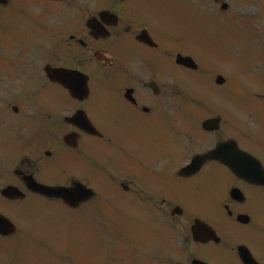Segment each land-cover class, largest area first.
<instances>
[{"label": "flooded vegetation", "instance_id": "af4514ba", "mask_svg": "<svg viewBox=\"0 0 264 264\" xmlns=\"http://www.w3.org/2000/svg\"><path fill=\"white\" fill-rule=\"evenodd\" d=\"M46 4L45 24L8 37L0 52V215L18 218L27 203L66 210L39 187L85 188L92 197L78 210L88 216L112 199L131 215L161 221L169 237L154 264H192L196 249L226 264L225 245L192 242L194 221L212 222L209 208L193 209L199 198L231 218L252 219L264 206V96L258 94L253 119L205 132L204 119H180V76L193 71L176 59L193 56L196 22L171 19L164 0ZM69 86L84 91L74 97ZM79 113L88 119H77ZM226 131L253 158L248 164L258 184L210 158L182 177L191 158L233 139ZM233 189L244 202L232 199ZM181 247L192 249L179 260Z\"/></svg>", "mask_w": 264, "mask_h": 264}, {"label": "rangeland", "instance_id": "374dc122", "mask_svg": "<svg viewBox=\"0 0 264 264\" xmlns=\"http://www.w3.org/2000/svg\"><path fill=\"white\" fill-rule=\"evenodd\" d=\"M226 3H228L230 5V12L229 14H224L221 12L220 6H215V0H212L209 3V7L203 9L204 11L207 12V14L212 15V17H216L212 19V24L213 26L218 25V26H222V27H230L231 25L228 24V20H230L231 18L232 21L233 20H239L241 22H243V25H241L240 23L236 22L234 25H237V32L244 34V39L242 42V45H240V49L237 50L238 54H240L239 56H235L233 52H231L232 48L237 46L239 47V45L236 42L232 41V37L229 36H224V33L221 30L216 31L215 35H214V39L215 42H210L211 39L205 40L202 44V46L205 48V50L208 53V56L210 57L209 60V65L210 67H216L218 66V68H214L213 71L209 72L208 67L205 70V66L208 65V63H206L205 60H202L199 55L197 54V60L202 64L203 66V73L197 75V77L201 78V79H205L206 84H209V89L211 90L208 91L204 90L206 93L209 94V96L206 94V98L203 97L202 95V100H200L198 97L195 98L196 100L193 101L192 103L189 102L187 99L185 100V102L182 103L181 109L183 110V112L181 113V117H187L186 119H192V116H188L186 114L189 113V110L185 107H189V109L192 111L194 108H196V105L199 106V116L197 119H201L200 117L202 116H217V111L214 110L215 109H219V107L217 105L220 104H226L224 106V111L220 112L222 113V118L223 119H239V115H242V111L240 108H238L237 106L239 105V101L238 98L233 96L230 97L229 99H227V94L225 92V89H219L217 88L216 92L214 91V88L211 87L214 86L215 83V79L217 77V75L222 74L224 75V72L226 73L224 68L229 69V71L232 74V84L229 87V95L232 96V92L234 91V87L237 85L239 79L238 76L233 73L234 69L233 66L231 64L232 60L236 61L239 65L242 64V62L245 64V67H248L249 69L254 68V69H259V67L261 66V63L264 64V48H260L259 46V51L257 49V47L255 45V42L253 40H250L249 38L254 37V34L251 33V30L249 27H251L252 29L255 30L256 29L263 31V37H264V13H260L263 10V3L264 0H225ZM255 15V16H254ZM8 16H12L11 14H9ZM254 16V17H253ZM192 18V17H191ZM199 18V17H198ZM210 18V17H209ZM200 19H205L204 17H200ZM211 19V18H210ZM199 20V19H198ZM176 22L179 23H183V22H188V17L186 16H179L175 19ZM214 21H218L217 23H213ZM234 22V21H233ZM210 23V24H211ZM248 26V27H247ZM0 28H3V30H5L6 32L8 31H12V27L11 24L6 20L3 19V21L0 22ZM197 34L199 36V42L203 39L204 35L200 30H197ZM255 36H256V32H255ZM213 39V41H214ZM4 41V34L3 32L0 30V43ZM233 42V46H231V43ZM239 43V42H238ZM226 46L230 47V51L227 50ZM2 46H0V51L2 50ZM230 62H229V61ZM262 72V71H261ZM229 74V72H228ZM239 75V73H237ZM195 78V84H196V79ZM187 81H190L191 85L192 82L191 80L186 77ZM202 86V85H201ZM248 86V85H247ZM193 92L192 89H189L188 92H186L185 95H191ZM200 94L199 92H196V95ZM224 94V95H223ZM202 101V102H201ZM212 106V107H211ZM214 106V108H213ZM252 206H255V204H253ZM258 210L254 209V220H255V225L261 228H264V206L261 207H257ZM112 215H109L107 217H110ZM103 218H105L106 221H113L112 219H106V215L103 216ZM70 219H72V217H70ZM30 220V223H32V220ZM99 219H92L90 217H85L83 219V224L85 227L88 226V229H94V235H87L80 233L83 230V227L80 225V220L77 219V223L76 225H73V227L77 226V231L76 230H69L67 235H66V242L68 243V248H71L72 246L76 245L78 247V251L81 250V252L83 250H85V248L88 250L89 249V245L90 244H94L96 242L101 243V247L104 246L105 244V239H106V245H111L112 246V251L114 253L117 252V250L121 251V250H125L127 247H129V241H134L135 242V236L130 232L131 229L133 228V226H135L134 223L137 222H133V223H126L125 225H121L120 224H109L110 227L105 236H101V238L98 236H96V233L98 234L97 230L95 228H93L91 225L92 222L97 223ZM100 221V220H99ZM28 222V221H27ZM71 222V221H70ZM29 223V222H28ZM29 223V224H30ZM112 225V226H111ZM100 227H106V223L104 221H101V223H99ZM115 226V227H113ZM33 227V233H31V238L34 237L37 240V243H39L40 245H48L51 244L52 241L50 240V238L48 236H42V235H36L37 233V228L32 225ZM231 227L233 229H235L240 235L239 229H237L235 226L231 225ZM70 225H68L66 227V229H69ZM243 232V231H242ZM255 231L254 230H250L249 232H246L243 234V237H240L239 242L243 243V244H248L249 247H251V249H253L256 253L257 251H260V249L262 248L259 241L255 240L249 236L254 235ZM89 234V233H88ZM129 240V241H128ZM20 239L14 243L10 244V247L13 245L18 246ZM28 243H31L30 240L25 239V244L26 247L25 249H23V252L21 255H19V253H17L14 257H12L10 255V259L12 261L13 264H20L21 261H25L29 264H41V262L39 261V258L35 257L32 254V249L31 251H28V248L31 247V245H27ZM140 243H143L142 241H140ZM32 244V243H31ZM95 248V246H94ZM62 249H60L59 251H57V253H60ZM105 251L107 250L106 248L104 249ZM35 251H37L40 256L42 257V259H44V251L42 249H35ZM96 251V249H95ZM94 251V254H95ZM125 251H121L120 255H124ZM94 254L91 255H87V256H76L74 253L73 255V263L72 264H86L84 262L85 260H92L94 257ZM98 255L96 253V259H97ZM25 258V259H24ZM264 261V258H262ZM104 260V259H103ZM10 261V262H11ZM225 261H227L228 264H238L235 260L234 257H229L226 256L225 257ZM126 260H124V263L126 264ZM47 264H49V262H47Z\"/></svg>", "mask_w": 264, "mask_h": 264}, {"label": "water", "instance_id": "95a60500", "mask_svg": "<svg viewBox=\"0 0 264 264\" xmlns=\"http://www.w3.org/2000/svg\"><path fill=\"white\" fill-rule=\"evenodd\" d=\"M219 83H222V81H219Z\"/></svg>", "mask_w": 264, "mask_h": 264}]
</instances>
